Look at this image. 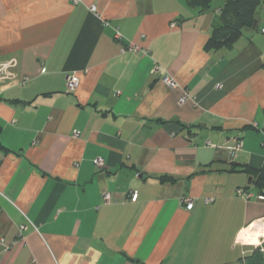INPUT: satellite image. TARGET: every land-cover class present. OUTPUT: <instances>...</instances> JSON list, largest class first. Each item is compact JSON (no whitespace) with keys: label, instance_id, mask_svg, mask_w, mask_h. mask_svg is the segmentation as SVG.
<instances>
[{"label":"crops","instance_id":"1","mask_svg":"<svg viewBox=\"0 0 264 264\" xmlns=\"http://www.w3.org/2000/svg\"><path fill=\"white\" fill-rule=\"evenodd\" d=\"M224 2L0 0V264H262L264 0L207 52Z\"/></svg>","mask_w":264,"mask_h":264},{"label":"trees","instance_id":"2","mask_svg":"<svg viewBox=\"0 0 264 264\" xmlns=\"http://www.w3.org/2000/svg\"><path fill=\"white\" fill-rule=\"evenodd\" d=\"M211 3L212 0H185L186 6L196 9L198 13L209 10ZM259 4L260 0H225L219 17L215 21L212 32L205 43L204 50L211 52L232 48L246 31L253 28L254 23L257 21L256 15ZM0 151L8 153L1 144ZM244 171L256 178L255 188L260 193L258 195L264 197V171L247 168Z\"/></svg>","mask_w":264,"mask_h":264},{"label":"built area","instance_id":"3","mask_svg":"<svg viewBox=\"0 0 264 264\" xmlns=\"http://www.w3.org/2000/svg\"><path fill=\"white\" fill-rule=\"evenodd\" d=\"M91 11L94 12L95 8L91 7ZM260 31L262 32V34H264V28L262 30H260ZM115 38L117 40H122L123 39L122 35L119 34L118 32H116ZM16 66H17V62H16L15 59H10V60L5 61V62H0V85L3 84V83L14 82V81H16L18 79L17 74L15 72ZM28 80L29 79L27 77L19 78L20 85H25L28 82ZM65 83H66V90L69 93H73L77 89V87L79 85V78L76 75H74V74L68 75V76H66ZM163 83H165L167 86L172 87V88L176 86V84L172 80L167 78V77L163 78ZM190 99H191L190 95L187 92H184L182 97H181V99L179 100V103L180 104H184L187 101H189ZM207 145L211 146L209 143ZM211 147H214V146H211ZM241 147H242V142L239 141L238 139H234V141H232V144L228 145L225 149L232 156H234L239 151H241ZM94 163L99 168L103 167V161L100 160V159L95 160ZM237 195L239 197H244V198H246L248 200L252 198V196L249 193L243 192V191H238ZM136 199H137V194L133 193L132 196H131V200L135 201ZM257 199L263 201L264 197L259 195V196H257ZM102 200L105 203H109L112 200V195L109 192H104L102 194ZM182 202H183L184 207H185L186 210H191L192 209V207H193L192 200L184 199ZM261 224L264 227V220L261 221ZM20 230L24 231L25 227H21ZM259 237L261 239V243L257 244L254 247L255 248L256 247L257 248L261 247V249L263 248L262 250H264V235L258 236V238Z\"/></svg>","mask_w":264,"mask_h":264},{"label":"bare ground","instance_id":"4","mask_svg":"<svg viewBox=\"0 0 264 264\" xmlns=\"http://www.w3.org/2000/svg\"><path fill=\"white\" fill-rule=\"evenodd\" d=\"M264 235V227L262 225H255L251 230L242 231L239 235V241L255 243L258 236Z\"/></svg>","mask_w":264,"mask_h":264},{"label":"rangeland","instance_id":"5","mask_svg":"<svg viewBox=\"0 0 264 264\" xmlns=\"http://www.w3.org/2000/svg\"><path fill=\"white\" fill-rule=\"evenodd\" d=\"M258 238V237H257ZM247 243H249V242H247ZM249 244H252V243H249ZM253 245H255V244H253ZM257 248V247H256ZM263 249V248H262ZM261 249V247L259 248H257V252H256V254H258L259 256H258V258H259V262H262V264H264V250H262Z\"/></svg>","mask_w":264,"mask_h":264},{"label":"water","instance_id":"6","mask_svg":"<svg viewBox=\"0 0 264 264\" xmlns=\"http://www.w3.org/2000/svg\"><path fill=\"white\" fill-rule=\"evenodd\" d=\"M256 22L254 23L253 29L255 28Z\"/></svg>","mask_w":264,"mask_h":264}]
</instances>
